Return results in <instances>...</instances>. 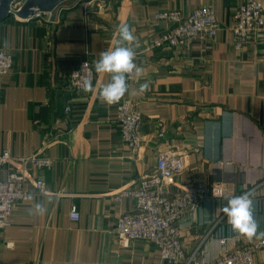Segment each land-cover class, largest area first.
<instances>
[{"label": "crops", "instance_id": "crops-1", "mask_svg": "<svg viewBox=\"0 0 264 264\" xmlns=\"http://www.w3.org/2000/svg\"><path fill=\"white\" fill-rule=\"evenodd\" d=\"M240 2L68 0L32 20L9 15L0 21V50L12 57L11 71L0 75V153L52 160L49 169L27 168L25 188L33 199L17 202L10 226L0 232V264H166L151 242L117 244V219L132 202L112 197L135 187L166 152L184 155L183 181L222 184L225 197L252 191L264 231V31L241 50L234 48L229 28ZM206 6L219 24L216 36L172 49L149 47L168 28L155 20L157 12L186 15ZM122 23L135 29L136 63L145 70L140 80L127 81L123 97L143 116L136 156L120 140V101L108 105L97 98L110 76L93 67L115 45ZM83 60L93 68V92L66 87L70 71ZM145 81L150 87L141 93ZM35 180L44 181L45 194L35 191ZM225 197L205 200L179 222L186 254L211 232L199 257L204 264H218L221 239L236 247L250 241L220 211ZM35 203L43 204V214L35 213ZM72 207L77 222L69 218ZM254 264H264V249L255 253Z\"/></svg>", "mask_w": 264, "mask_h": 264}, {"label": "built area", "instance_id": "built-area-1", "mask_svg": "<svg viewBox=\"0 0 264 264\" xmlns=\"http://www.w3.org/2000/svg\"><path fill=\"white\" fill-rule=\"evenodd\" d=\"M24 0H13L10 4L11 15L18 11ZM40 14L37 15V17ZM14 16V15H13ZM156 21L165 22L167 30L154 39L149 47L172 49L181 43L198 37L213 38L219 31V24L210 7H201L183 14L171 9L157 12ZM229 30L233 35L236 50L248 45L253 36L264 31V5L261 0H241ZM12 69V57L0 50V75L8 74ZM76 73L75 75H73ZM94 72L88 60L81 61L70 71L66 87L73 91H82L83 78ZM135 80L132 75L128 78ZM69 107L64 108L68 112ZM142 113L130 98H123L116 107L115 122L118 125L120 140L135 156L142 145L140 133ZM162 137V134L158 135ZM52 160L45 155L35 154L29 157H13L7 150L0 153V232L10 226V217L17 202L26 201L30 195L25 188L28 181L27 168L49 169ZM185 157L178 153H162L158 156L155 168L141 178L135 187L123 188L112 195L116 202L129 199L131 210L119 215L115 225L117 244L127 248L132 242L153 243L159 251V259L166 264H204L199 258L202 245L210 235L208 232L195 249L186 254L181 242L179 222L183 217L193 215L208 199L224 198L227 188L222 184H207L201 180L183 181ZM38 194L46 193L42 180L32 183ZM221 194L219 198L213 192ZM75 207L71 208L69 218L72 222L79 220ZM211 231V230H210ZM218 264H254V255L264 249V237L253 238L246 245L236 247L223 238Z\"/></svg>", "mask_w": 264, "mask_h": 264}, {"label": "clouds", "instance_id": "clouds-1", "mask_svg": "<svg viewBox=\"0 0 264 264\" xmlns=\"http://www.w3.org/2000/svg\"><path fill=\"white\" fill-rule=\"evenodd\" d=\"M117 39L115 45L99 55V59L93 62L96 74H109L110 80L103 84L98 93L97 98L105 104H117L128 92V78L132 75L140 80L145 70L136 63V51L138 41L135 36V29L128 23L118 25L116 29ZM74 73L73 75H75ZM150 87V83L145 81L140 84L139 91L146 92ZM81 90L84 92L95 91L92 76L89 73L83 78ZM217 198L221 194L213 192ZM27 199L32 200L29 195ZM227 203L220 211L227 217V222L231 229L247 237L249 240L264 237V231L259 230V224L255 218V202L254 193L252 191L243 192L240 195L225 197ZM45 207L41 203H35L34 211L37 214H43Z\"/></svg>", "mask_w": 264, "mask_h": 264}, {"label": "water", "instance_id": "water-1", "mask_svg": "<svg viewBox=\"0 0 264 264\" xmlns=\"http://www.w3.org/2000/svg\"><path fill=\"white\" fill-rule=\"evenodd\" d=\"M68 0H24L20 9L13 13L19 20H32L38 14H49ZM13 0H0V21L11 15L10 4Z\"/></svg>", "mask_w": 264, "mask_h": 264}]
</instances>
